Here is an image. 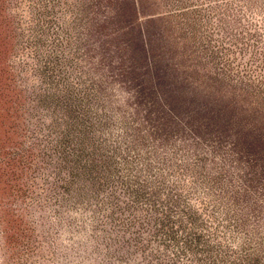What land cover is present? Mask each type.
I'll return each mask as SVG.
<instances>
[{
  "label": "rangeland",
  "instance_id": "rangeland-1",
  "mask_svg": "<svg viewBox=\"0 0 264 264\" xmlns=\"http://www.w3.org/2000/svg\"><path fill=\"white\" fill-rule=\"evenodd\" d=\"M0 264H264V0H0Z\"/></svg>",
  "mask_w": 264,
  "mask_h": 264
}]
</instances>
